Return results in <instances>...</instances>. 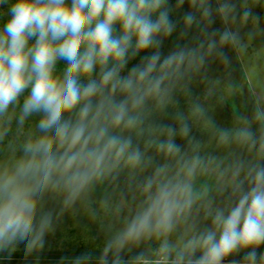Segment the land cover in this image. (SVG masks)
I'll list each match as a JSON object with an SVG mask.
<instances>
[{
  "label": "clouds",
  "instance_id": "1",
  "mask_svg": "<svg viewBox=\"0 0 264 264\" xmlns=\"http://www.w3.org/2000/svg\"><path fill=\"white\" fill-rule=\"evenodd\" d=\"M184 3L0 0V140L8 135L13 119L23 128L30 118L39 117L35 132L22 145L23 155L11 165H0V250H14L23 243L29 255L43 248L50 216L39 222L36 218L45 193L64 194L67 207L95 181L124 167H152L138 184L145 199L106 244L98 264H109L113 250L111 264H124L120 251L127 244L153 236L161 239L156 264H223L243 249H251L242 258L245 264H264V252L258 251L264 245L261 163L232 166L235 201L227 208H213L211 200L203 205L212 227L178 244L168 240L207 196V189L198 191L193 184L197 171L206 170L207 163L198 155L186 157L175 142L177 129L153 124L150 116L171 103L176 86L205 64L206 56L217 48V35L221 45L239 40L230 30L208 32L201 27L200 18L211 24L216 14L224 20L235 19L237 6L232 0H220L215 8L211 0H189L180 20L174 19L173 12ZM242 15L247 20L252 12L245 10ZM181 21V37L195 26L207 33V46L204 41L174 43L165 53L164 38ZM218 54L227 60L223 52ZM137 57L138 62L129 68ZM194 111L202 114L199 106ZM178 119L179 135L187 137L189 126L183 116ZM255 119L264 125V110H257ZM218 131L222 143L235 139L249 150L259 145L264 158V134L257 138L245 126ZM156 133L165 138L159 139ZM146 134V145L175 158V166L155 163L146 155L134 141V136ZM241 172L244 179H235ZM92 260L85 253L74 264ZM138 261L143 264L142 258Z\"/></svg>",
  "mask_w": 264,
  "mask_h": 264
},
{
  "label": "rangeland",
  "instance_id": "2",
  "mask_svg": "<svg viewBox=\"0 0 264 264\" xmlns=\"http://www.w3.org/2000/svg\"><path fill=\"white\" fill-rule=\"evenodd\" d=\"M175 2L176 0H172L173 4ZM211 2L215 8L220 0ZM232 2L237 6L235 19L230 16L224 20L216 14L214 23L209 24L206 18H200L199 12L197 16L201 19V27L206 28L208 32L227 29L237 33L238 43L221 45L217 35V48L206 56L205 64L194 69L176 86L171 103L163 110L155 109L150 116V122L153 124H168L177 129L175 142L181 146L186 157L198 155L207 163L206 170H198L193 179L194 188L198 191L207 189V196L197 202L192 215L186 222L180 223L177 230L168 237L172 244H178L182 239L186 240L199 231L212 227L211 217L206 216L203 207L208 200L212 201L213 208H227L235 201L231 187L234 180V164L243 162L246 167L255 163L264 164L259 145L249 150L247 145L235 139L228 143H222L219 139L218 130L232 132L242 126L249 127L257 138L264 134L261 131L264 125L255 119L257 110H264V0ZM188 8L189 0H185V3L173 12V18L180 20L183 11ZM245 10L252 12V16L247 20H244L242 15ZM2 22L0 20V23ZM182 27L181 21L180 27L170 37L164 38L165 53L174 43L196 44L204 41L205 47L207 46V33L193 26L187 29L186 37H181L179 33ZM193 37L198 39L193 40ZM219 52H223L227 60L222 58ZM138 60L139 57L134 59L133 65ZM196 106L202 109V114L194 111ZM16 112L18 114V108ZM179 116H183L184 122L189 126L187 137L179 135ZM38 119L39 117L30 118L23 128H18L13 119L8 135L0 140V165H11L23 155L22 145L29 133L35 132ZM155 135L159 139L165 138L159 133ZM148 138L147 134L143 137L134 136V141L155 163H171L175 166V158L146 145ZM152 171V167L134 170L124 167L118 174L114 173L95 181L67 207L63 205L64 194L45 193L36 220L39 222L41 217L47 215L50 216V224L45 232L43 248L34 251L76 252L94 247L104 249L139 209L145 199V194L138 186L139 181ZM244 176L245 173L241 172L235 179L243 180ZM197 208L199 211H196ZM160 244L161 239L155 236L143 238L138 243L127 244L120 253L154 255L159 259ZM250 250L243 249L230 255L223 264H229L232 260L245 264L242 258ZM0 251H25V245L20 243L14 250ZM258 251L264 252V245H261ZM196 255L199 256L200 252L197 251ZM156 261L143 262L156 264Z\"/></svg>",
  "mask_w": 264,
  "mask_h": 264
},
{
  "label": "trees",
  "instance_id": "3",
  "mask_svg": "<svg viewBox=\"0 0 264 264\" xmlns=\"http://www.w3.org/2000/svg\"><path fill=\"white\" fill-rule=\"evenodd\" d=\"M133 61H130L128 67L133 65ZM62 65H58L61 67ZM91 254L93 260L91 264H98V257L103 253V248L98 249L94 247L93 249H81L76 252H41L33 251L29 255H25V251L19 252H1L0 251V264H74L75 258L81 256L82 254ZM109 264H111V259L113 258L114 251L109 252ZM123 257L124 264H141L138 258H142L143 261H148V263L158 260V256L146 255V254H126L120 253ZM143 264H146L143 262Z\"/></svg>",
  "mask_w": 264,
  "mask_h": 264
}]
</instances>
